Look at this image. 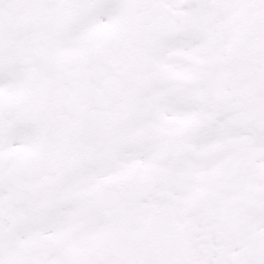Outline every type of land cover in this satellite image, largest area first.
<instances>
[{"label": "snow or ice", "instance_id": "obj_1", "mask_svg": "<svg viewBox=\"0 0 264 264\" xmlns=\"http://www.w3.org/2000/svg\"><path fill=\"white\" fill-rule=\"evenodd\" d=\"M0 264H264V0H0Z\"/></svg>", "mask_w": 264, "mask_h": 264}]
</instances>
